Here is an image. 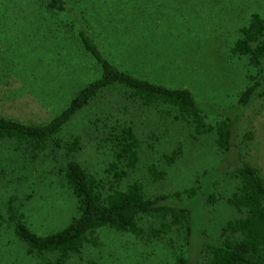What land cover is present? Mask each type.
Instances as JSON below:
<instances>
[{
    "label": "rangeland",
    "instance_id": "1",
    "mask_svg": "<svg viewBox=\"0 0 264 264\" xmlns=\"http://www.w3.org/2000/svg\"><path fill=\"white\" fill-rule=\"evenodd\" d=\"M100 1L103 9L95 5L90 9L86 4L92 12L84 13L89 32L108 59L123 63L124 69L139 77L189 89L206 110L210 123L220 114L234 113L232 106L251 69L247 60L232 55L230 48L251 13L264 16V0H158L157 4L148 1L151 5L142 12L125 11L123 0L116 4L114 0ZM24 13L0 16V68L4 69L0 72V113L24 122L45 123L65 108L93 69L65 38L64 30L55 37L44 30L48 36L43 41L44 50L35 51L36 46L40 48L36 44L39 37H23L27 32L23 19L29 16V12ZM19 28L23 29L17 31ZM11 57L27 61L32 72L28 83L25 72L11 73L4 67ZM117 123L132 126L140 140L139 164L132 178L142 182L147 194H171L198 186L202 179L204 186L214 188L222 197L233 189V168L228 167L227 172L222 168L233 156L229 159L218 149L214 133L195 136L167 106H141L119 89L101 93L64 126L60 135L79 137L81 150L75 159L93 176L106 178L107 167L114 160L108 135ZM179 145L180 158L168 165L164 157ZM232 151L236 159L257 168L264 178V99L255 101L240 117ZM63 158L43 155L26 161L9 143L0 145V264L53 262L54 256L30 254L14 235L6 203L15 196L17 208L37 234L65 227L77 215V200L59 176ZM151 166L165 171L164 177L153 180L148 172ZM204 173L208 176L203 177ZM213 174L220 177L211 187L206 179ZM174 204L194 207L190 264H199V245L214 240L220 226L237 213L222 199L215 206L189 198ZM141 224L145 229L155 225L148 217ZM97 235V246L86 244L66 264H175L182 249L175 235L174 248L166 239L149 241L108 228L100 229Z\"/></svg>",
    "mask_w": 264,
    "mask_h": 264
},
{
    "label": "trees",
    "instance_id": "2",
    "mask_svg": "<svg viewBox=\"0 0 264 264\" xmlns=\"http://www.w3.org/2000/svg\"><path fill=\"white\" fill-rule=\"evenodd\" d=\"M89 1L90 4L83 0H0V16L8 12H29V16L23 19L27 30L23 37L30 34L39 37L36 44L40 48L36 46L35 51L44 50L43 41L48 38L44 30H49L52 37L64 30L65 38L74 43L83 60L91 63L93 69L92 76L75 90L65 108L48 122H24L0 113V145L9 143L15 153L20 152L26 161H34L43 155L53 158L62 155L64 158L59 176L77 200V215L65 227L52 233L37 234L27 225L14 196L6 203L7 219L14 235L30 254L54 256L51 264H66L69 257L79 254L86 244L97 246V233L102 228L149 241L166 239L171 246L172 235H175L182 246L176 254L175 264H190V257L193 256L194 207L174 203L189 198L196 200V203L205 202L206 206H215L222 199L237 214L220 226L214 240L199 245V264H264V178L257 168L236 159L232 151L240 117L255 101L264 99V16L256 11L251 13L247 22L239 28V35L230 48L231 54L245 58L251 69L247 83L238 92L232 106L234 113L220 114L210 123L206 110L189 89L139 77L124 69L123 63L105 56L102 46L98 45L99 41L96 42L95 36L88 30L90 25L84 13L92 12V5L103 9V2ZM148 1L151 4L158 2L123 0L122 4L127 8L125 11L142 12L151 5ZM118 2L114 0V4ZM16 36L17 40H21L19 34ZM5 62L4 67L11 73L25 72L28 83L32 72L27 61H15L11 57ZM38 62L40 64V59ZM2 70L0 68V72ZM112 88L119 89L141 106H167L173 110L176 119L191 127L195 136L214 133L218 149L229 159L233 156L231 163L222 164L223 172H227L228 167L233 168L235 185L230 194L226 197L217 195L214 188L204 186L203 179L198 186L171 194H147L142 182L132 178L139 164L140 140L133 127L124 123H117L108 135L114 160L107 167L106 178L93 176L87 171L74 157L81 150L79 137L63 138L60 134L76 114L101 93ZM181 154L179 145L164 159L168 165H172ZM148 172L155 181L165 175V171L154 166L148 168ZM206 175L204 173L203 177ZM218 177V174L207 177V183L212 187L211 182ZM145 217L155 225L145 229L141 224Z\"/></svg>",
    "mask_w": 264,
    "mask_h": 264
}]
</instances>
